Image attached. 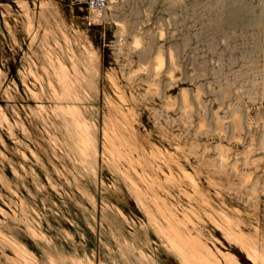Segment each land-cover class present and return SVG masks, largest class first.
<instances>
[{
    "label": "rangeland",
    "instance_id": "374dc122",
    "mask_svg": "<svg viewBox=\"0 0 264 264\" xmlns=\"http://www.w3.org/2000/svg\"><path fill=\"white\" fill-rule=\"evenodd\" d=\"M223 2L0 0V264H264V7Z\"/></svg>",
    "mask_w": 264,
    "mask_h": 264
},
{
    "label": "bare ground",
    "instance_id": "6f19581e",
    "mask_svg": "<svg viewBox=\"0 0 264 264\" xmlns=\"http://www.w3.org/2000/svg\"><path fill=\"white\" fill-rule=\"evenodd\" d=\"M48 1V0H47ZM111 2H113L114 0H110ZM43 4H45V1H41ZM258 2L261 4L262 7H264V0H258ZM223 6L222 8L219 7V14H218V17L222 19V21L226 24H238V23H241L245 20L246 18V13L248 12L249 13V10L247 9L246 10V7L241 5L238 0H229V2H223ZM47 6V5H46ZM44 6V7H46ZM56 13V12H55ZM220 19V20H221ZM211 23L213 24L214 22L211 21ZM209 23V24H211ZM68 36V35H67ZM69 40V39H68ZM145 54V53H144ZM59 55V54H58ZM77 55V54H75ZM72 57V56H71ZM75 58V57H74ZM72 58V59H74ZM64 61V59H63ZM86 61V60H85ZM80 62V61H79ZM88 62V61H87ZM87 62L85 64H87ZM64 63V62H63ZM89 63V62H88ZM75 64V63H74ZM84 64V63H82ZM93 64V62L91 63ZM95 64V62H94ZM59 65V64H58ZM55 66V65H54ZM75 66H77L75 64ZM81 66V65H80ZM85 66V65H84ZM90 66V65H89ZM95 66V65H94ZM56 67V66H55ZM54 67V68H55ZM58 67V66H57ZM93 67V66H91ZM97 67V66H96ZM67 68V67H66ZM74 68V67H73ZM78 68V66H77ZM48 69V68H47ZM60 69V68H59ZM80 69V68H79ZM83 69V68H82ZM68 70V69H67ZM63 71V70H62ZM72 72V70H70ZM78 71V69H77ZM88 71V70H87ZM86 71V72H87ZM90 71V70H89ZM56 72V71H54ZM60 72V71H59ZM64 72V71H63ZM63 72H61V74H63ZM67 72V71H65ZM79 72H82L79 71ZM79 72H75V73H78L80 74ZM85 72V71H84ZM93 72V70H92ZM74 73V71H73ZM70 74V73H69ZM78 74H75V75H78ZM82 74L84 75L85 73L82 72ZM56 75V77L59 79L62 78L61 76L58 77L57 75V72L56 74H54V76ZM72 75V74H71ZM74 76V75H73ZM81 76V75H80ZM85 76V75H84ZM89 76V75H88ZM51 77V76H50ZM49 77V78H50ZM78 77V76H76ZM86 77V76H85ZM90 77V76H89ZM88 77V78H89ZM25 78V77H24ZM53 78V76H52ZM66 78V77H64ZM69 77H67L68 79ZM71 78V77H70ZM74 78V77H73ZM79 78V77H78ZM81 78V77H80ZM79 78V79H80ZM94 78V77H93ZM56 79V78H55ZM65 79V80H67ZM72 79V78H71ZM36 80V79H35ZM54 80V79H53ZM83 80V79H82ZM89 80V79H88ZM58 81V80H56ZM63 81V80H62ZM69 81V80H68ZM72 81V80H71ZM74 81L76 82V80L74 79ZM84 81V80H83ZM87 81V80H86ZM59 82V81H58ZM66 82V81H65ZM75 82H72V84H74ZM79 81H77L78 83ZM89 82V81H88ZM39 83V82H38ZM45 83V82H44ZM64 83V82H63ZM62 83V85H64ZM67 83V82H66ZM83 83V82H81ZM86 83V82H85ZM40 84V83H39ZM59 84V83H58ZM69 84V83H68ZM67 84V85H68ZM80 84V82H79ZM93 84V83H92ZM56 85V84H55ZM66 85V84H65ZM75 85V84H74ZM61 86V84H60ZM69 86V85H68ZM72 86V85H71ZM82 86V85H81ZM93 86V85H92ZM41 87V86H40ZM48 87V86H47ZM57 87V86H56ZM65 87V86H64ZM63 87V88H64ZM70 87V86H69ZM67 87V88H69ZM80 87V85H79ZM82 88V87H80ZM86 88V87H84ZM29 89V88H28ZM59 89V88H58ZM70 89V88H69ZM88 89V88H87ZM85 89V90H87ZM68 90V89H67ZM66 90V91H67ZM69 91V90H68ZM63 92V91H62ZM79 92V91H78ZM86 93V92H85ZM90 93V92H88ZM35 94V93H34ZM70 94V93H69ZM51 95V94H50ZM65 95V94H63ZM67 95V94H66ZM75 95V94H74ZM90 95V94H89ZM54 96V95H53ZM58 97V96H57ZM60 97V96H59ZM71 97V96H70ZM84 97V96H82ZM56 98V96H55ZM64 98V97H62ZM66 98V97H65ZM73 98V97H71ZM85 98V97H84ZM58 99V98H57ZM60 99V98H59ZM77 98H75L76 100ZM66 100V99H64ZM84 100V99H83ZM53 101V100H52ZM59 101V100H58ZM79 101V100H78ZM82 101V100H81ZM41 102V101H40ZM65 102V101H64ZM42 104V103H41ZM51 104V103H50ZM68 104V103H67ZM73 105V104H72ZM55 106V105H54ZM44 107V105H43ZM68 107H70V105H68ZM85 107V106H84ZM42 108V107H41ZM83 121V120H82ZM85 121V120H84ZM88 121V120H87ZM93 121V120H92ZM90 122V121H88ZM93 123V122H92ZM96 130V129H95ZM96 132V131H95ZM53 138V137H52ZM81 138V137H80ZM51 139V138H50ZM54 143V142H53ZM58 147V145H57ZM174 219V218H172ZM170 222V225L172 223H174V221L172 220H169ZM171 228L173 230H175V234L173 236H171V240L173 242V244L175 245V248L176 246L178 247V249L182 252V254L185 256L186 260L188 261H196V262H200L202 264H221V259H219L215 254L214 252L208 247L206 246V244H204L199 238H195V237H191L190 235L188 234H185L183 233L181 230H179V228L177 226H171ZM170 237V236H169ZM20 243V242H19ZM23 244V243H22ZM23 246V245H22ZM25 247V246H24ZM28 249V248H27ZM173 250V249H172ZM85 253V252H84ZM84 255V254H83ZM88 258V256H87ZM225 260L227 263H230V264H242L241 262H239V260L237 259V256L234 254V253H229L228 254H225Z\"/></svg>",
    "mask_w": 264,
    "mask_h": 264
},
{
    "label": "built area",
    "instance_id": "2783aa9c",
    "mask_svg": "<svg viewBox=\"0 0 264 264\" xmlns=\"http://www.w3.org/2000/svg\"><path fill=\"white\" fill-rule=\"evenodd\" d=\"M86 4L88 15V24L102 25L106 22L105 10L107 8L108 0H83Z\"/></svg>",
    "mask_w": 264,
    "mask_h": 264
},
{
    "label": "trees",
    "instance_id": "16d2710c",
    "mask_svg": "<svg viewBox=\"0 0 264 264\" xmlns=\"http://www.w3.org/2000/svg\"><path fill=\"white\" fill-rule=\"evenodd\" d=\"M245 263H246V264H252V263H250L249 261H248V262H247V261H245Z\"/></svg>",
    "mask_w": 264,
    "mask_h": 264
}]
</instances>
